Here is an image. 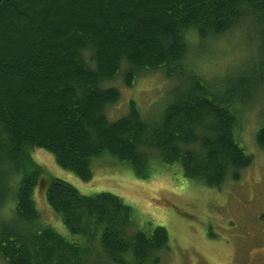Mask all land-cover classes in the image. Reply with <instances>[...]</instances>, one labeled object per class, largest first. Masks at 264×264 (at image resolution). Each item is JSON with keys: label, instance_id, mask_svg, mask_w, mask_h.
I'll list each match as a JSON object with an SVG mask.
<instances>
[{"label": "trees", "instance_id": "obj_1", "mask_svg": "<svg viewBox=\"0 0 264 264\" xmlns=\"http://www.w3.org/2000/svg\"><path fill=\"white\" fill-rule=\"evenodd\" d=\"M248 20L261 79L264 0H0L3 263L86 264L103 253L110 264H157L168 248L166 229L141 227L112 192L84 195L49 175L48 205L87 242L43 225L34 190L42 182L44 188L46 169L32 152L45 149L84 181L112 157L143 177L149 167L179 164L186 178L210 187L238 180L252 157L239 144L236 95L192 69L189 40L198 50ZM156 71L176 79L162 110L146 117L131 100L126 114L109 119L106 108L120 99L119 86ZM255 140L264 150V125ZM4 206L14 207V218L3 215Z\"/></svg>", "mask_w": 264, "mask_h": 264}, {"label": "rangeland", "instance_id": "obj_2", "mask_svg": "<svg viewBox=\"0 0 264 264\" xmlns=\"http://www.w3.org/2000/svg\"><path fill=\"white\" fill-rule=\"evenodd\" d=\"M254 36L248 24L236 33L207 40L198 50L195 38L189 40L194 52L190 55L192 69L197 68L219 89L229 87L236 95L234 102L242 119L239 144L252 157L238 180L227 179L219 187H210L186 178L179 164H161L156 171L149 167L148 176L143 177L112 157L107 159L113 163L93 167L92 179L84 181L59 167L50 152L35 148L32 157L47 172L44 188L42 182L41 188L37 185L34 190L41 223L69 240L87 242L71 234L48 205L45 189L50 175L70 182L84 195L112 192L133 208L141 227L148 229L145 223L151 229L164 227L168 248L157 264H264V150L255 140L264 125V76H258L256 45L248 42ZM175 81L161 71L143 73L132 87L119 86L120 99L106 108V114L111 120L126 114L133 100L143 115L152 116L162 110ZM113 84L120 85L118 81ZM12 208L4 206L3 215L14 218L10 217ZM85 261L110 264L103 253ZM0 264H4L1 258Z\"/></svg>", "mask_w": 264, "mask_h": 264}, {"label": "clouds", "instance_id": "obj_3", "mask_svg": "<svg viewBox=\"0 0 264 264\" xmlns=\"http://www.w3.org/2000/svg\"><path fill=\"white\" fill-rule=\"evenodd\" d=\"M251 23V21L250 20H248V21H242L241 22V26L242 27H246L248 24H250Z\"/></svg>", "mask_w": 264, "mask_h": 264}]
</instances>
